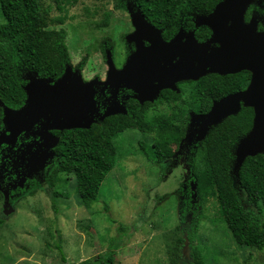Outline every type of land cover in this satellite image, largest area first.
<instances>
[{"label": "rangeland", "instance_id": "1", "mask_svg": "<svg viewBox=\"0 0 264 264\" xmlns=\"http://www.w3.org/2000/svg\"><path fill=\"white\" fill-rule=\"evenodd\" d=\"M39 1L49 10L48 27L63 26L66 29L70 66L81 72L84 81L104 78L108 51L117 69L122 68L134 51L123 62L125 36L134 28L127 9L116 8L119 0ZM106 11H111V15L104 23ZM203 14L208 15L196 13L190 17L192 29L180 27L179 30L192 31L196 38L195 30L204 27L210 35L201 41L196 39L199 42L210 40V28L195 24L196 15ZM59 19L63 20V25L59 24ZM251 19L258 30L264 29V0L249 2L244 21ZM103 41H108L110 47L104 53ZM5 108L3 117L8 110ZM166 110L162 103L151 108L149 113ZM41 133L39 131L40 139ZM184 136L175 131L162 134L163 142L172 149L171 157L181 154ZM140 142L145 146L146 155ZM113 143L118 150L115 166L100 183L97 200L89 206L81 204L73 175L62 172L55 178L52 171L54 156L46 159L48 168H44V180L47 181L41 189L19 196L13 203L4 199L6 194H3V200L0 197V264H83L108 252L111 244L117 246L113 264H173L178 256L182 263L189 264L186 229H193L195 243L206 264H264V249L235 242L218 213L215 198L199 197L194 180H190L187 188L188 176H192L190 166L185 170L175 165L171 157L170 168L164 167L163 162L157 163L147 147L151 144V135H142L136 129L124 130ZM199 143L202 145L203 140L187 146L197 147ZM203 154L204 149L198 148L193 167H202ZM257 155L264 159V153ZM50 186L63 194L57 199V214L51 206ZM183 198L188 202V212L181 206ZM242 198L244 206L251 207L264 222V209L254 206L244 190ZM180 215L184 216L183 221ZM119 227H126L124 233L120 234ZM181 238L180 245L178 239Z\"/></svg>", "mask_w": 264, "mask_h": 264}, {"label": "trees", "instance_id": "2", "mask_svg": "<svg viewBox=\"0 0 264 264\" xmlns=\"http://www.w3.org/2000/svg\"><path fill=\"white\" fill-rule=\"evenodd\" d=\"M138 9L154 27L162 30V37L169 40L180 27L189 30L193 23L190 17L196 13H210L221 0H127ZM117 9L126 10V3L119 0ZM49 10L39 0H0V101L2 104L17 106L22 103L25 93V77L36 72L40 77L57 79L71 58L66 45L67 31L63 26L49 28ZM104 23L111 11L105 12ZM60 25L63 20L59 19ZM210 31L207 28L195 30L196 38L204 40ZM102 46V45H101ZM76 67V66H75ZM78 67H81L79 65ZM77 68V67H76ZM249 72L235 74H207L196 81L180 83V92L164 90L161 99L154 104L138 105L129 101L126 113H118L92 123L87 129H69L57 132L59 142L54 148L53 172H69L75 179V191L83 206L97 200L100 183L115 166L118 150L113 143L126 129H136L142 135H151L147 146L157 163L168 159L172 149L162 140V134L175 131L184 135L189 112L206 113L212 103L220 98L245 89ZM167 107L163 112H152L159 104ZM253 110L241 107L235 115L226 117L212 127L202 145L191 148V179L196 183L199 197H213L218 213L223 217L235 242L241 246L264 249V222L251 207L243 204L242 190L254 206L264 209V159L260 155L248 156L242 163L238 176L233 172L234 146L239 138L251 128ZM141 144V142H140ZM146 155L145 146L141 144ZM204 149L202 167H193L198 148ZM47 180H44L46 182ZM36 183L22 195L41 189ZM50 201L55 214L58 213L57 199L63 194L51 187ZM182 207L188 212V202ZM259 211V210H258ZM180 215L181 221L184 219ZM1 223V221H0ZM126 227H119L120 234ZM190 249L189 264H206L195 243L193 229H186ZM114 242V239L112 240ZM183 239H178V243ZM116 245L83 264H113ZM57 248H59L57 246ZM180 248V246H179ZM178 256L173 264H184Z\"/></svg>", "mask_w": 264, "mask_h": 264}, {"label": "water", "instance_id": "3", "mask_svg": "<svg viewBox=\"0 0 264 264\" xmlns=\"http://www.w3.org/2000/svg\"><path fill=\"white\" fill-rule=\"evenodd\" d=\"M249 2L254 0H221L208 15H196V26L207 25L212 31L211 39L205 42H199L192 31L184 33L182 30L165 40L162 30L151 25L127 2L134 30L125 36V41L133 43L135 48L122 68L114 66L108 51V69L103 81L98 77L84 81L81 72L70 65L65 66L57 79L28 73V82L23 86L27 96L23 106L17 110L5 108L8 110H5L3 122L8 132L0 134V144H12L19 133L38 124L42 143L35 152L38 155L29 159L27 170H43L46 159L54 156L51 149L59 142V137L51 130L87 129L105 117L126 113V108L114 100L100 113L95 96L99 87L101 90L108 88L111 96L120 88L129 89L140 102H153L163 89L179 91L178 82L196 81L207 74L226 75L245 70L250 73L245 89L214 101L206 113L189 112L181 142L187 145L203 140L208 131L226 117L237 114L242 106L251 107V128L238 140L233 151V171L238 176L246 157L264 153V29L256 28L252 20L256 17L244 21ZM185 243L189 249L187 233Z\"/></svg>", "mask_w": 264, "mask_h": 264}, {"label": "flooded vegetation", "instance_id": "4", "mask_svg": "<svg viewBox=\"0 0 264 264\" xmlns=\"http://www.w3.org/2000/svg\"><path fill=\"white\" fill-rule=\"evenodd\" d=\"M122 1L124 3L128 2L127 0H122ZM144 44L146 46L148 45L147 42H144ZM108 45H109L108 41L102 42L103 53L105 52V50L110 49ZM124 48H125V51H124L123 62L125 61L128 54L132 52L135 47H134V44L127 45L124 42ZM123 62L119 65V67L123 64ZM104 75H105L104 78L99 77V79L102 81L105 80L106 71ZM249 80H250V73H249ZM249 80H248V83H249ZM182 82H187V81H181L177 83V87L179 91L171 90V89H163L159 92L157 99H155L153 102L151 101L140 102L139 100L133 97L134 93L129 89L120 88L116 91L114 96H111V93L109 92L108 88H102L101 90V87H99L95 95L97 99V104L99 107V112L103 113L106 106L110 104L113 100L114 102H117L119 105H123L125 108L129 101H134L138 103V105H142L146 102H148L149 104H154L158 102V100L161 99V94L164 90H169V91H174L176 93H179L180 83ZM25 83H26V80H25ZM26 97L27 96L25 94V97L22 103L17 106L16 105L12 106V104H0V134L4 132L6 133L8 132L3 122V111H4L3 107H7L12 110H17L23 106ZM98 121H101V120H98ZM39 131H41L40 126L38 124H35L28 131H23L19 133L16 136V139L14 140L12 144H7V143L0 144V197H2V200L4 197L3 194H6L4 199L10 200V202L13 203L14 199L18 198L19 196H22L24 191L30 190V188L36 183L44 184L45 169H47L48 166H45V169L42 172L40 171L34 172V171L27 170V164L29 162V159L32 156L38 155L35 152L36 150L40 149V145L42 143V140L40 139V136H39ZM57 132L60 133L62 131L51 130V133L54 136H58ZM193 147L195 148L194 145H191V146L184 145L182 148L183 150L180 155H178L177 157H171L174 160V164L179 165L183 169L186 170L190 166L189 160H190V155L192 154L191 148ZM54 148H52L53 152H54ZM171 158L169 161L167 160L162 161L163 162L162 164L164 165V167L170 168L171 166L170 162L172 161ZM190 177L191 176H188L189 179L187 181L188 189H189L190 180H192ZM182 200L184 201L186 199L183 198Z\"/></svg>", "mask_w": 264, "mask_h": 264}]
</instances>
